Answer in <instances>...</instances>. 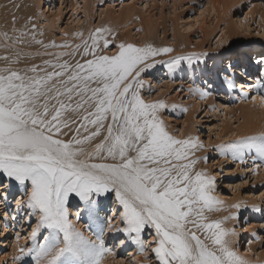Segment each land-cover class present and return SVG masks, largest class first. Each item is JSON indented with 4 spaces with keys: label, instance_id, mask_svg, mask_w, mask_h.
<instances>
[{
    "label": "snow or ice",
    "instance_id": "obj_1",
    "mask_svg": "<svg viewBox=\"0 0 264 264\" xmlns=\"http://www.w3.org/2000/svg\"><path fill=\"white\" fill-rule=\"evenodd\" d=\"M106 31L98 28L90 34L91 44L83 42L81 54L92 56L83 62L61 59L80 51L76 45L72 53H44L55 58L39 65L0 68V175L24 189L26 200L18 205L26 203L39 216L32 239L41 227L50 230L37 249L26 252L22 247L21 255L35 252L44 264H101L112 249L100 235L92 240L76 229L66 205L70 194H75L91 211L96 197L114 192L125 225L116 230L139 244L142 231L154 229L152 252L158 264H246L226 239L234 230L204 215L205 210L218 211L222 202L211 194L214 178L200 171L193 174L196 160L189 157L192 149L201 146L198 139L171 135L158 115L166 107L164 101L146 102L141 97V74L159 62H149L150 58L173 49L120 43L114 55L98 54L97 49H107L111 43L103 35ZM2 35L13 45L28 43L26 37L43 44L34 32ZM20 55L0 59L12 64ZM202 55L206 54L173 57L167 66L172 69L182 60L191 64ZM258 63L264 65V55ZM228 87L235 85L229 82ZM193 91L201 98L210 95ZM101 136L86 151L84 145ZM256 140L264 156V133L224 147L238 151L244 144L252 147Z\"/></svg>",
    "mask_w": 264,
    "mask_h": 264
},
{
    "label": "rangeland",
    "instance_id": "obj_2",
    "mask_svg": "<svg viewBox=\"0 0 264 264\" xmlns=\"http://www.w3.org/2000/svg\"><path fill=\"white\" fill-rule=\"evenodd\" d=\"M213 1H218L217 8L210 5L212 0H42L36 6L39 13L34 16L35 27L50 28L51 44L68 45L54 50L64 49L68 53L76 45L82 48L83 42L98 28L115 33L109 47L100 54L114 55L120 43L173 49L150 58L149 62H159L141 74L139 79L144 82L141 97L146 102L164 101L166 107L158 115L171 135L177 139H198L201 146L192 149L189 157L196 160L193 174L200 171L214 178L211 194L222 202L216 206L218 211L205 210L204 215L209 221L222 220L223 228L234 230L226 239L230 242L233 234L232 248L246 264H264V156L258 151L260 141L252 142V147L241 145L238 151L224 147L239 144L241 138L264 133V88L258 87L264 84L261 79L264 65L256 58L264 55V0ZM205 8L211 14L205 13L206 23L201 28L195 22ZM226 35L232 37V46L223 50L226 38L221 45L220 41ZM239 48L250 55L253 53V59L237 61L231 64V70L224 71ZM56 50L52 53H57ZM189 54L206 55L194 57L191 64L182 60L172 69L167 66L173 57ZM243 67H249L250 81L240 75L245 71L240 73ZM229 82L235 87L229 88ZM193 89L210 95L204 100ZM0 182V218L5 220L8 214L12 230L6 234L11 242L5 243L0 264H13L16 261H12L14 242L20 243L17 256L22 247L26 252L37 249L50 230L41 227L33 240L31 234L37 228L39 216L33 215L26 203L18 205V201L26 200L24 189L9 188L3 175ZM95 199L102 224L94 232L83 219L86 212L82 211L87 206L79 197L71 196L66 206L76 229L92 240L100 235L106 247L112 249L101 264H158L152 252L154 229L146 227L141 233V242H134L128 233L116 230L125 225L119 219L123 207L118 204L115 193H104ZM237 204L239 208L233 207ZM225 216L230 218L223 220ZM3 239L0 237V242ZM35 256V252L25 254V264H44L43 259L37 260Z\"/></svg>",
    "mask_w": 264,
    "mask_h": 264
},
{
    "label": "bare ground",
    "instance_id": "obj_3",
    "mask_svg": "<svg viewBox=\"0 0 264 264\" xmlns=\"http://www.w3.org/2000/svg\"><path fill=\"white\" fill-rule=\"evenodd\" d=\"M41 2H42V0H22L20 2H17V0H0V58L7 56L10 59H15V54L18 52L21 53L20 59L16 63L8 64L7 61L0 59V68H3L5 66H11V67L16 68V69H24L25 67H27L31 64L39 65L42 63L43 60L51 59V58L54 59L53 57H50L48 55H44V53H46V52L52 53V51L55 52V50H56V49L54 50V48H52V47L45 48L43 46L44 44H51V42H50L51 38H49V36H48V34L50 32V28H48L46 26H43L42 28L33 27V25L35 26V18H36V17L34 18V16L36 13H37V15L39 13V11L36 10V6L38 8V6L41 4ZM79 3L81 4V2H79ZM216 3H218V1L215 2L212 0L210 5L213 8H217ZM211 6H209V7H211ZM205 11L201 12L200 18L198 17L196 22H195V25L198 24V25H200L201 28H204V25L206 23L205 13L209 12L208 10H206V8H205ZM209 14H211V13L209 12ZM110 31H113V29H111ZM5 32L8 33L9 37L19 36L21 32H34L36 35V39L43 41V44H35L34 42H31L30 37H26L25 39H27L29 41L28 43L13 45L11 40H8V41L4 40L2 34ZM114 34L115 33L112 34V32L110 34L108 31L103 33V35L111 41L115 37ZM224 38H226L225 41L223 40ZM231 38L232 37L230 35H226L225 37H223L221 39L220 45H221L222 41L227 43L223 47V50L224 49L227 50L229 47L232 46L231 45V43H232ZM88 43L91 44L90 39H88ZM4 45H7V46H4ZM154 47H156V46H154ZM56 51L57 52H64V49H57ZM82 51H83V47L80 48V51L76 52L74 55L70 56V58L66 59V60H69V61L74 63L75 61H83L84 59H91L92 58L91 55H88L87 57L83 56L81 54ZM101 51H102V48L97 49L98 54H100ZM252 55H253V53L250 55L249 52L244 51L243 49L239 48L237 51V54H235V56L233 58L229 59L227 64L231 65V64H234L237 61H241V60H243V61L249 60L250 61L253 59ZM260 57H261V55L256 56V58H260ZM216 58H217L216 61H218L219 57L217 56ZM62 60H65V59H62ZM231 69H232V65H231V68L229 70H231ZM243 69L245 70L244 73L242 72ZM247 69L249 70V67L248 68L243 67L240 70V73H243V74H240V75L245 76L250 81L251 80L250 77L252 75L250 72H248ZM243 85H244V87L245 86L248 87L247 84L246 85L243 84ZM205 97H203L204 100H205ZM254 136H255V134H254ZM257 137H258V135H257ZM102 138L103 137L101 136V137L97 138L96 140L92 141L91 144H85L84 147H85L86 151H91L93 149L95 143H98L99 140ZM257 154H260V153L257 152ZM97 159H99V158H96L95 162H97ZM1 178H2V175H0V179ZM7 181H8L7 186H10L9 188H11L12 186H17L19 189H23L14 180L10 181L7 178ZM73 195L75 196V194H70L69 198ZM105 196H106V194L103 196L106 199ZM98 208L99 207H98V201H97L94 210L90 211L89 207L87 206V207H84L83 211H82V212H84V211L86 212V216H84L83 219L85 221L89 222L88 229L89 230L91 229V232H94V230L98 229L97 227H100V225L102 224L101 223L102 219L99 216ZM5 216H6L5 220L0 218V237L5 238V239H3V241L1 240V242H0V256L4 253V252H2V249L4 250L5 243L9 240V237L6 234H9L12 231L11 230V224L9 222L10 220L7 218L8 214H6ZM4 230H6V231L4 232ZM2 232H4L3 235L1 234ZM234 241H235V238L233 237V234H230V242H229L230 247H233ZM10 242L11 241L9 240V242L6 245H8ZM19 244L20 243H17V242H14V244H13V249H12L13 252L12 253L14 256L12 257L13 258L12 261H14L16 259V261L13 262V264H25L24 255L22 256L21 254H18L16 256V254H15L16 251H18L17 246H19ZM34 263H36V261H34Z\"/></svg>",
    "mask_w": 264,
    "mask_h": 264
}]
</instances>
